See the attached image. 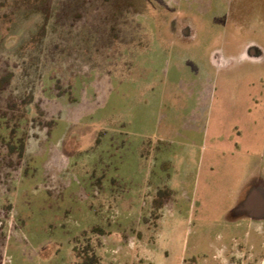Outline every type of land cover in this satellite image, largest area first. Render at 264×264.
I'll return each instance as SVG.
<instances>
[{
  "label": "rangeland",
  "instance_id": "rangeland-1",
  "mask_svg": "<svg viewBox=\"0 0 264 264\" xmlns=\"http://www.w3.org/2000/svg\"><path fill=\"white\" fill-rule=\"evenodd\" d=\"M2 77L0 264H264V0H0Z\"/></svg>",
  "mask_w": 264,
  "mask_h": 264
},
{
  "label": "trees",
  "instance_id": "trees-1",
  "mask_svg": "<svg viewBox=\"0 0 264 264\" xmlns=\"http://www.w3.org/2000/svg\"><path fill=\"white\" fill-rule=\"evenodd\" d=\"M4 81H5L4 77L0 78V87L4 84ZM11 149L16 151L18 149V154L22 156L23 145L21 146L11 145ZM171 192H172L171 189L167 187L158 188L151 201L152 209L153 210L161 209L168 201V199L171 197L172 195ZM97 231H101V229L97 228ZM74 251L76 256L75 264H100L99 256L94 252L92 247H90L89 245H86L81 249L75 248Z\"/></svg>",
  "mask_w": 264,
  "mask_h": 264
},
{
  "label": "flooded vegetation",
  "instance_id": "flooded-vegetation-1",
  "mask_svg": "<svg viewBox=\"0 0 264 264\" xmlns=\"http://www.w3.org/2000/svg\"><path fill=\"white\" fill-rule=\"evenodd\" d=\"M182 34L187 33L184 29L181 31ZM251 55H255V50L252 45L249 46V50ZM258 188L261 192V196H257L254 192H252L253 189ZM264 196V188L263 187H254L247 193L246 202L244 203L248 216H253L254 210L261 205L262 202H264L263 197Z\"/></svg>",
  "mask_w": 264,
  "mask_h": 264
},
{
  "label": "crops",
  "instance_id": "crops-1",
  "mask_svg": "<svg viewBox=\"0 0 264 264\" xmlns=\"http://www.w3.org/2000/svg\"><path fill=\"white\" fill-rule=\"evenodd\" d=\"M214 55V62L216 63V64H218V65H222L224 62H225V60L222 58V56H221V54L220 53H214L213 54ZM158 188H160V187H158ZM157 188V189H158ZM157 191V190H156ZM252 192H254L257 196H261V192L262 191H259L258 190V188H255V189H253L252 190ZM174 195V194H173ZM166 204V203H165Z\"/></svg>",
  "mask_w": 264,
  "mask_h": 264
}]
</instances>
